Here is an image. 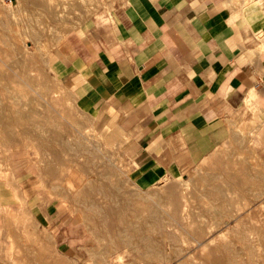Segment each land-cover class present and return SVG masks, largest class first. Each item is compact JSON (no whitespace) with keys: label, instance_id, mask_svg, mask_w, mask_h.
I'll list each match as a JSON object with an SVG mask.
<instances>
[{"label":"crops","instance_id":"crops-1","mask_svg":"<svg viewBox=\"0 0 264 264\" xmlns=\"http://www.w3.org/2000/svg\"><path fill=\"white\" fill-rule=\"evenodd\" d=\"M99 1L53 71L86 116L118 131L137 190L241 146L243 132L264 147V0ZM41 174L0 180V264H108Z\"/></svg>","mask_w":264,"mask_h":264},{"label":"rangeland","instance_id":"rangeland-1","mask_svg":"<svg viewBox=\"0 0 264 264\" xmlns=\"http://www.w3.org/2000/svg\"><path fill=\"white\" fill-rule=\"evenodd\" d=\"M101 7L0 0V103L11 113L0 128V180L44 172V187L75 208L108 264H264L263 144L250 146L243 132L241 146L139 191L118 131L86 116L54 74L58 46Z\"/></svg>","mask_w":264,"mask_h":264},{"label":"bare ground","instance_id":"bare-ground-1","mask_svg":"<svg viewBox=\"0 0 264 264\" xmlns=\"http://www.w3.org/2000/svg\"><path fill=\"white\" fill-rule=\"evenodd\" d=\"M5 44V43H4ZM8 48H10V47H8ZM0 111H2V112H5V115H3V116H0V128L1 129H3V128H5V127H9V125H10V121H11V113H9V112H7V109L6 108H4V107H2L1 106V103H0ZM7 115V116H6ZM4 116H5V118H4ZM5 131V130H4ZM5 138H6V136H5ZM7 140H9V138L7 139ZM48 166V165H47ZM46 167V166H45ZM44 167V168H45ZM43 168V169H44ZM46 169H47V167H46ZM90 185H91V183H90ZM73 186V185H72ZM76 188V187H75ZM100 192V191H99ZM126 234H128V232L126 233ZM125 234V235H126ZM132 235V234H131Z\"/></svg>","mask_w":264,"mask_h":264}]
</instances>
